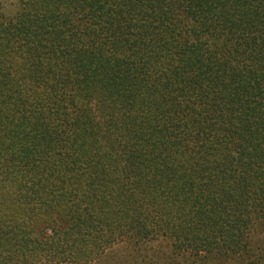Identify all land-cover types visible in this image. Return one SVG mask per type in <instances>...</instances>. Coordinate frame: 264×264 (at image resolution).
<instances>
[{
	"label": "trees",
	"instance_id": "trees-1",
	"mask_svg": "<svg viewBox=\"0 0 264 264\" xmlns=\"http://www.w3.org/2000/svg\"><path fill=\"white\" fill-rule=\"evenodd\" d=\"M18 1L0 4V264L157 238L172 262L264 264V0Z\"/></svg>",
	"mask_w": 264,
	"mask_h": 264
},
{
	"label": "rangeland",
	"instance_id": "rangeland-1",
	"mask_svg": "<svg viewBox=\"0 0 264 264\" xmlns=\"http://www.w3.org/2000/svg\"><path fill=\"white\" fill-rule=\"evenodd\" d=\"M3 13L13 17L19 9L18 0H0ZM172 247L168 239L157 238L148 242L123 239L106 250L104 255L90 264H200L184 259L169 260ZM105 258V260H104Z\"/></svg>",
	"mask_w": 264,
	"mask_h": 264
}]
</instances>
